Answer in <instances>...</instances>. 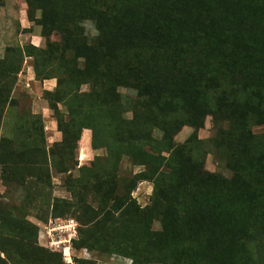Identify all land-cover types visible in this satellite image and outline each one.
Returning <instances> with one entry per match:
<instances>
[{"label": "trees", "instance_id": "16d2710c", "mask_svg": "<svg viewBox=\"0 0 264 264\" xmlns=\"http://www.w3.org/2000/svg\"><path fill=\"white\" fill-rule=\"evenodd\" d=\"M23 2L44 45L6 47L0 123L14 105L13 82L28 58L37 81L56 80L42 97L61 140L48 149L41 140V148L27 152L26 165L49 162L59 173L78 169V178L64 181L71 198L83 200L80 187L88 186L101 213L82 245L94 239L96 250L105 247L132 264H264V133L251 131L264 126V0ZM86 21L93 23V39L85 34ZM53 34L59 41L51 40ZM119 89L135 92L134 119L122 117ZM207 115L216 129L211 145L217 165L229 177L203 171L209 153L197 132ZM190 125L196 127L184 143L168 148L166 138ZM84 130L91 149L105 150L108 163L113 159L117 168L126 157L143 169L124 178L122 194L113 191L121 183L116 174L117 180L106 175L79 184L93 165H65V153L76 149ZM155 131L162 137L155 139ZM38 135L44 137L42 129ZM10 145L0 137V170L22 155ZM141 182L152 184L144 208L132 198ZM155 219L158 231L152 230ZM21 221L0 207V241L25 242Z\"/></svg>", "mask_w": 264, "mask_h": 264}, {"label": "rangeland", "instance_id": "374dc122", "mask_svg": "<svg viewBox=\"0 0 264 264\" xmlns=\"http://www.w3.org/2000/svg\"><path fill=\"white\" fill-rule=\"evenodd\" d=\"M4 1V5L0 7V59L5 56L6 47L26 44L25 37L20 36L22 34L20 20L21 18L25 19L23 0ZM82 25L87 38L93 39L96 36L93 23L86 21ZM32 33L38 35L40 27L33 24ZM51 40L59 41V36L53 34ZM43 45L42 40L40 46L43 47ZM27 64L32 67L30 59ZM26 72L23 62L15 81L13 78L11 98L14 105L5 109L0 123V137L11 142V152L22 153L15 158L13 165L9 164V170L6 169V166L0 170V207L10 211L13 217L22 219V223L28 222L31 227L28 228L22 226V223L20 224L26 239L25 242H18L17 240L0 241V246L5 248L4 251L0 252V264H53V259L58 263L61 261L62 264H132L130 259L111 254L109 249L105 247L102 250H96L94 239L89 247L82 245L92 235L90 232L96 223H90L96 221V211L99 216L101 213L100 206L96 202V196L88 191V186L80 187L82 193L79 197H83V200L71 198L64 181L78 178L80 176L78 169H72L68 173H59L51 167L49 162L38 161L35 167L26 165L30 161L27 154L29 149L41 148V140L46 143L48 149L61 137L56 129L57 125L52 112L42 97L43 91L52 87L48 83L45 87L43 82L36 79L34 81L29 80L31 75L26 74ZM82 91H88V88L82 87ZM119 91L123 95L122 105L126 110L122 117L134 119L132 105L136 97L135 92L128 89H119ZM203 124V128L197 132V137L203 141L200 146L209 153L203 162V171L229 177L230 173L221 165H217L213 153L211 140L215 136L216 129L213 127L211 115H207ZM34 127H36L37 132L34 131ZM195 127V125L182 127L166 138L164 143L168 148L184 143L194 132ZM40 129H42L43 138L39 135L36 137ZM251 131L254 134H263L264 126L252 127ZM153 136L155 139L162 137L157 131L154 132ZM86 137V133H83L76 149L69 154L65 153V156L69 155L65 165L73 166L75 163L78 164L77 167L93 165L90 172H85L84 176L81 175V183L79 184L96 182L106 175L111 177L110 180H117L112 176L116 174L121 183L114 185L113 191L121 190L122 194L128 184L124 178H128L131 174H136L143 169L139 166H133L126 157L122 158L116 168L113 159L110 163L106 161L105 150L92 151L90 145L87 146ZM145 150L158 153L161 151V146L157 147L155 151L150 146H147ZM163 154L167 156L166 153ZM96 156H99L97 164L96 161L93 163ZM38 175L42 178L37 179ZM151 195L152 184L141 182L133 192L132 198L136 205L144 208L150 206ZM58 200H65L66 203H59ZM77 201L81 204H78ZM159 229L160 222L155 219L152 230L158 231ZM8 253H10L9 258ZM20 254L23 256L19 257Z\"/></svg>", "mask_w": 264, "mask_h": 264}, {"label": "crops", "instance_id": "0c3cea01", "mask_svg": "<svg viewBox=\"0 0 264 264\" xmlns=\"http://www.w3.org/2000/svg\"><path fill=\"white\" fill-rule=\"evenodd\" d=\"M24 3V2H23ZM22 6H24L25 7V10H24V14H25V19L24 18H21V20H20V31H21V33L22 34H20V36H23V37H25V42H26V44H31V45H33V46H35V47H41L40 45H41V41H42V39H41V37L39 36V34L37 35H35V33H32V23H30L29 21H28V19H27V16H26V10H27V6H26V4L24 3V4H22ZM25 44V45H26ZM21 47L23 46V45H20ZM28 58H26L25 59V61H24V65H25V69L27 70V72H26V74H28V75H31V77H30V79L29 80H31V81H34L35 80V77H34V72H33V68L30 66V65H28L27 64V62H28ZM43 82V85L45 86V87H47V83H48V85L50 86V87H52V88H46L47 90L46 91H50V92H52L54 89H55V86H56V80H54V79H52V80H46V81H42ZM52 83V84H51ZM57 129V128H56ZM85 134L86 133V135H87V146H89L90 145V143H89V141H90V131H88V130H84L83 132H82V134ZM60 136H61V134H60ZM60 140H61V137L59 138ZM59 140V141H60ZM59 141H57V142H59ZM88 149V148H87ZM92 150V149H91ZM91 150H87V151H91ZM93 151V150H92ZM91 151V152H92Z\"/></svg>", "mask_w": 264, "mask_h": 264}]
</instances>
